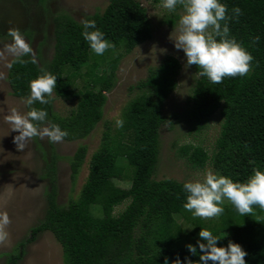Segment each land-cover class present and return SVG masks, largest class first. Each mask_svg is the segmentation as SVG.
<instances>
[{
	"label": "trees",
	"instance_id": "16d2710c",
	"mask_svg": "<svg viewBox=\"0 0 264 264\" xmlns=\"http://www.w3.org/2000/svg\"><path fill=\"white\" fill-rule=\"evenodd\" d=\"M222 2L229 15L235 6L243 10V15L233 18L229 26L231 35L254 57L250 72L244 77L225 78L220 84L199 78L188 109L182 115L167 117L164 107L178 88L183 66L177 57L167 55L159 65L150 67L146 78L134 87L137 95L124 108V126H107L99 148L90 158L80 194L65 205L58 202L61 157L52 144L43 175L48 181L45 215L12 252L0 253V257L7 258L6 264H17L23 248L44 232H51L62 245L65 264H186V258L198 264L199 255L191 254L187 245L198 247L202 228L217 235L227 234L218 241L219 246H226L230 240L241 244L248 253L247 264H264V210L254 206L251 215L240 216L226 204L218 226L211 229L203 219L193 218L183 208V182L155 178L163 124L169 122L173 128L185 117L200 131L217 113L223 123L213 154L201 145L189 143L178 148L181 156L196 168H204L210 162L218 173L240 181L246 180L254 168L264 169V0ZM176 18L169 17L164 22L174 25ZM85 19H95L106 39L125 53L154 37L152 20L138 0H109L103 11ZM54 25L52 59L42 66L15 64L9 69L8 82L12 94L24 99L30 92V81L42 70L56 75L54 99L48 105L34 106L48 110V125L58 124L68 131L64 140L79 141L88 138L104 120L108 93L118 83L121 55L91 53L81 35L82 21L68 13L57 14ZM255 37L259 40L253 43ZM90 61L88 71L83 73ZM194 69L199 70L196 65ZM80 79L82 86L77 87ZM56 97L77 99V106L68 115H61L54 109ZM88 152L89 147L80 144L68 158L73 184L77 183ZM121 158H125L126 165L120 163ZM130 174L129 188L116 184V178H128ZM126 202L127 206L117 212ZM178 216L192 222L193 229L185 232Z\"/></svg>",
	"mask_w": 264,
	"mask_h": 264
},
{
	"label": "rangeland",
	"instance_id": "374dc122",
	"mask_svg": "<svg viewBox=\"0 0 264 264\" xmlns=\"http://www.w3.org/2000/svg\"><path fill=\"white\" fill-rule=\"evenodd\" d=\"M147 9L154 27V37L136 47L131 53L116 43L106 51L108 56H120L118 64L116 87L108 93V103L105 107L104 120L101 121L92 134L83 140L50 143L48 138H32L26 149L19 150L14 143L18 134L10 132V126L5 123L4 116L10 108L26 112L24 99L12 94L8 82L9 68L7 64L13 59L6 50L5 44L11 41L7 36L10 28H17L31 44L38 63L42 66L52 59L55 51L54 18L59 13H68L78 21H83L88 15L103 11L109 0H0V211L9 214L11 223L6 227L9 237L0 242V253H9L17 244L29 236L32 227L44 217L47 209L46 190L48 181L43 177L46 159L51 154V145L60 155L58 161V202L67 204L71 198L80 194L89 173V161L92 154L99 148L102 136L107 126L117 128L115 121L122 119L125 106L137 95L135 85L146 78L148 69L157 66L167 56L177 57L182 64L179 85L174 94L167 100L164 115L171 117L174 113L182 115L189 107L192 90L198 79L195 77L194 65L185 68V55L177 50L171 34L178 32V14H169L148 0H138ZM181 11L178 9V12ZM176 18L174 25L164 22L165 19ZM176 32H174V35ZM111 57V58H112ZM109 58V57H108ZM90 61L82 70L88 71ZM82 86V80L77 81V87ZM77 106V99L56 97L54 109L61 115H68ZM223 118L217 113L200 131L195 129V123L185 117L173 128L169 122L161 128L162 151L156 179L173 178L181 182L198 178L205 170L218 171L209 162L204 168H196L182 157L178 148L184 144H195L204 147L210 155L213 154L217 138L222 129ZM48 125V124H47ZM43 126V125H42ZM80 144L89 147L87 160L76 184L71 178V167L68 158L73 156ZM120 163L126 165L125 158ZM130 169V168H129ZM131 174L128 178L118 177V186L129 188ZM128 202L117 208L121 212ZM229 204L227 201L224 205ZM177 221L186 231L193 229V224L178 216ZM211 229L218 226L220 218L204 220ZM23 256L17 264H65L63 248L51 232L40 234L37 239L23 248ZM7 258L0 257V264H6Z\"/></svg>",
	"mask_w": 264,
	"mask_h": 264
},
{
	"label": "clouds",
	"instance_id": "9594fccd",
	"mask_svg": "<svg viewBox=\"0 0 264 264\" xmlns=\"http://www.w3.org/2000/svg\"><path fill=\"white\" fill-rule=\"evenodd\" d=\"M160 7L169 14H178V32L175 29L176 34L173 32L170 39L174 41L177 50L184 52L185 68L198 66L196 79L203 77L210 84H220L225 78L244 77L250 72L254 57L231 35L229 26L233 18L238 19L243 15L239 6L232 8V15L228 14L227 5L222 0H160ZM178 9L181 11L178 12ZM81 35L90 52L97 56H102L111 47L105 33L97 27L95 19L82 21ZM7 36L11 41L4 47L13 57L7 64L9 69L17 63L38 64L31 44L19 29L10 28ZM258 40L259 37H255L253 43ZM56 85L57 76L42 70V74L28 85L30 92L24 98L28 110L21 112L13 107L4 116L10 132L18 133L14 137V143L19 150L26 149L28 142L35 137H47L50 143H58L69 135L58 124L47 125L48 110L34 106L37 103L50 104L54 99ZM124 123L123 119H117L115 126L122 128ZM183 192L186 194L183 208L193 218L218 219L225 212L226 201L240 216L251 215L254 206L264 210V169L254 168L251 175L243 181L205 170L198 178L183 182ZM10 223L9 214L0 211V242L8 239L6 227ZM226 235H217L202 228L197 241L198 247L189 243L187 249L191 254L199 255L198 264H247L245 257L248 253L241 244L230 240L226 246L218 245V241ZM179 264L182 262L179 261ZM186 264L193 262L186 258Z\"/></svg>",
	"mask_w": 264,
	"mask_h": 264
}]
</instances>
